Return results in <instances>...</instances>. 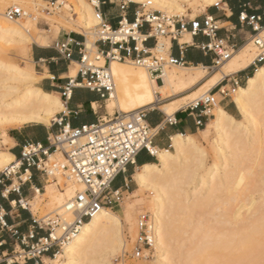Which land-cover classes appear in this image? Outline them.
<instances>
[{
    "label": "bare ground",
    "instance_id": "obj_1",
    "mask_svg": "<svg viewBox=\"0 0 264 264\" xmlns=\"http://www.w3.org/2000/svg\"><path fill=\"white\" fill-rule=\"evenodd\" d=\"M11 1L14 7L25 9V18L28 19L9 20L0 5V44H19L28 51L33 43L43 44L29 33L28 24L36 21L42 13L45 14L47 1ZM56 2L57 0L52 6ZM68 2L77 17L76 32L87 38L85 45L89 53H96V41L90 36L94 35L93 31L99 24L94 9V5L99 2ZM133 2H150L154 10L157 9L168 17H182L187 12L186 7L197 9L202 0ZM57 9L62 11L61 15L66 12L59 6ZM181 39L180 44L192 43L189 33H185ZM170 46L171 42L170 45L162 41L158 43V49L168 50ZM252 47V41H249L239 48L208 79H205L204 67H179L180 72L166 67L162 74L153 77L144 68L128 66L130 62L112 61L108 70L114 78L115 90L107 100L108 114L113 116L118 111L122 115H128L158 109L166 115L165 110L172 109L175 116L179 111L200 101L226 77L252 66L256 60ZM98 62L100 67L106 65L102 56ZM262 72L264 65L258 67L245 87L240 86L234 93V101L242 120L236 119L218 103L211 111L214 117L208 124V131L214 133L211 164H207L210 152L202 148L194 136L176 135L173 137V152L153 147L157 152L155 156L158 163L137 168L134 180L138 187L141 191H152L154 194L150 204L158 241L153 264H230L246 258V254L238 250L241 240H259L261 231L264 230V202H256L254 193H248L249 178L253 176V172L247 173L252 168L247 171L241 169V162L255 160L258 169L255 168L264 170V132L260 131L264 123ZM77 76L78 71L75 76L69 74L71 79ZM40 80L41 77L26 71L0 53V125L23 126L37 123L51 126L56 116L66 111L65 104L58 96L36 86ZM96 107L95 105L94 108ZM218 108L237 123L231 125L224 116L218 114ZM104 120L110 122L107 117ZM57 157L58 154L49 155L50 161ZM13 165L19 166L14 155L0 151V170H11ZM255 172L257 171H254V176H258ZM62 182L63 178L59 177L57 183ZM68 183L62 191L56 192L51 188L45 195L49 198V205L56 211L60 212L76 192L82 190L80 185L70 181ZM138 209L139 212L143 211L139 207ZM133 212L134 207L128 204L124 210V223L111 209H103L85 223L78 237L58 253L50 264H108V256L122 252L127 244L126 225L133 227L135 234L137 233Z\"/></svg>",
    "mask_w": 264,
    "mask_h": 264
},
{
    "label": "built area",
    "instance_id": "obj_2",
    "mask_svg": "<svg viewBox=\"0 0 264 264\" xmlns=\"http://www.w3.org/2000/svg\"><path fill=\"white\" fill-rule=\"evenodd\" d=\"M55 1L50 0L49 3L53 5ZM18 9L19 11L16 7L9 8L6 12L7 18L14 21L27 17L23 9ZM94 9L99 21L95 42L97 52L94 54V59L86 48V38H84V43L68 39L64 43L55 45L59 55L66 60L72 58V45L80 48L78 76L74 79L69 78L62 90V98L66 101L72 98L77 88L98 93L102 99L107 101L115 90L114 78L108 70L112 61L130 62L146 69L153 77L162 74L166 67H190L184 58L189 44H180L179 38L185 33L194 34L191 35L192 37L205 36L204 30L207 27L206 24L200 23L202 16L193 19L168 17L154 10L150 2L139 4L136 7L134 15L139 18L138 20L134 19L131 22L128 19V12L125 17L127 24L118 22L116 27L107 21L101 11L100 3L94 5ZM141 12L143 15H140ZM254 17L256 21L264 19V15H254ZM122 28L123 32H121ZM221 30L223 28L215 29L214 34L208 37L207 44L210 47H206V43L196 45L205 55H214L213 67L210 68L212 70L230 59L238 49L230 44L229 38L220 37ZM252 31L250 39L258 51L253 64L256 71L259 66L264 65V41L261 40L257 29L254 28ZM121 36L122 39L117 38ZM168 38L171 42L170 48L168 50L158 49L159 40ZM151 40H153V46L149 47L147 44ZM175 42L181 58H176L171 54L172 44ZM65 48L69 50L71 56L65 53ZM101 56L106 61L103 67L95 64ZM85 57H87L86 60ZM240 86L242 85L239 79L232 74L196 104L189 106L187 109L190 110V115L194 118L196 125L203 128L213 117L211 111L217 103H220L216 99L217 96L223 99H233L234 93ZM69 92H71L70 96L67 94ZM214 100L216 103H213ZM197 111L198 113L195 114ZM65 117L66 112L64 111L61 118L56 117L53 121V126L56 125L60 129L48 138V147L45 148L48 158L37 157L34 167L39 168V162L43 160L45 165L53 170L52 174L55 177L65 176L68 181L80 185L82 190L76 192L60 212L48 214L43 218H36L31 208L23 210L31 216V224L27 233L21 232L18 227L9 226L5 218L6 214L0 210V231L8 232L16 243L11 254H0V264H19L20 262L22 264H29V262L44 264V258H55L72 240L78 237L85 223L92 220L103 209H112L120 204L124 200V190H129V184L124 179L123 187L109 186L106 193L107 198L99 196L94 199L96 188L102 185L110 166L115 168L123 164L122 157L129 154L131 144L144 139L146 129H144L143 120L147 117V111L133 112L128 115L118 113L110 119V122H106L103 118L95 125L80 128L71 127L65 122ZM25 148L26 145L22 148L20 158L17 159L19 164V166L16 165L17 169L25 164L31 166V161L27 158L30 154L26 155ZM50 154H58L59 157L51 162ZM148 154L153 157L151 153ZM120 171L121 173L127 171L126 166L121 167ZM9 174L10 169L8 168L0 172V184L9 179ZM15 175V172H11L13 179ZM57 181L56 178L55 182ZM81 195L84 197L85 205H92L86 212L81 211L79 199ZM137 222L139 233L134 248V257L146 259L155 251L158 241L156 223L150 212L141 213ZM53 234L56 236L55 240L52 239ZM0 248H2V242H0Z\"/></svg>",
    "mask_w": 264,
    "mask_h": 264
},
{
    "label": "crops",
    "instance_id": "obj_3",
    "mask_svg": "<svg viewBox=\"0 0 264 264\" xmlns=\"http://www.w3.org/2000/svg\"><path fill=\"white\" fill-rule=\"evenodd\" d=\"M50 1V0H45ZM101 4V11L104 14L107 21L114 27L118 25V20L113 16L111 20H109V5L113 3V0H97ZM59 0H57L56 4H58ZM233 7L236 11H242L245 8L247 9L248 13H251L255 16H263L264 14V0H234ZM136 8L132 11H129L128 19L133 22V16ZM202 16V15H201ZM233 25L236 23V17L234 16L232 19ZM37 24H34V35L35 38L41 40L43 44L33 43L32 48L30 50V57L34 63L35 68L39 67V73L43 75L44 77L41 80L40 86L41 89L44 92L51 93V94H57L61 96V100L65 101L66 106V117L65 122L68 123L73 128H80L83 126H90L97 124L101 119L107 117L108 111L107 108L103 109V106L106 102V100L102 99L100 94L91 92L84 88H77L74 90L72 98L68 101L64 100L62 98V90L64 86L67 83H64L63 81H67L69 79V74L71 72V66L76 63H79L81 59L80 55V48L76 45H72V58L71 60H66L62 58L59 53L57 52L55 45L57 43H64L68 39H72L76 42L84 43V38H86L84 35L79 34H72L68 33L66 31H61L59 35L56 38H41L38 33L36 32ZM230 30L227 28H223V30L220 31L219 35L223 38H229L230 44L236 46L239 48V46H244L249 42V39L251 38L253 31L246 32V34H242V30L239 28H235V30H232L229 34ZM184 36V35H183ZM182 36V37H183ZM181 37V38H182ZM204 36L199 35L192 37V43H188L189 45L186 48L184 58L185 61L190 64V67H204L205 69H210L213 67L214 63V55L213 54H207L205 55L202 53L196 45L208 43L209 39L207 38V41L203 38ZM179 38V40L181 39ZM185 39V38H183ZM182 40V39H181ZM187 41V39H186ZM185 41V42H186ZM87 42V38H86ZM149 47L153 46V40L149 41L147 44ZM100 48V45H98ZM171 54L176 58H181L179 49L177 46V43L172 44V50ZM76 57H79V59H76ZM62 61H67V64L61 63ZM52 65H56L58 67V70L60 68L67 67L69 70V74H66L64 71H59V75L55 76L53 78L52 75ZM258 69V68H257ZM256 69V70H257ZM254 66H250L248 69L240 71L238 73H235L236 77L239 79L242 86H246L248 80L254 75L255 73ZM229 77V76H228ZM226 99H221L219 105L227 110L228 113L233 115L234 117L237 115L238 108L235 104V107L229 106L228 103L225 102ZM234 101V100H233ZM235 103V101H234ZM93 105H96L97 107H92ZM63 113V112H62ZM62 113H59L56 117L61 118ZM189 109H184L179 111L174 116V123L176 124L175 131L170 133L167 137L166 142L164 140H161L158 145H154V147H158L161 150H172L173 149V137L176 135H191L194 136L197 131H200L201 128H199L194 118L190 115ZM198 111L195 113L197 114ZM157 114V115H165L163 112H156L155 110L147 111V116ZM55 129V131H53ZM59 127L54 125L53 123L51 126H46L42 129H34L33 126H27L24 129L17 130L14 134H11L10 137L13 139L15 145L11 148L10 152L14 155V157L17 159L21 156L22 148L25 146L22 143V140L27 139L28 141H32L33 139H44L45 134L47 136L46 142L48 144V138L51 134L57 133L59 131ZM158 159L156 156H150L147 152L145 154L140 155V162L139 164L133 169L137 170V168L147 165V164H157ZM132 170V172H133ZM132 172L130 173V177L134 179V175H132ZM126 182L129 184L131 180L128 177L124 178ZM123 187V184L120 185ZM119 187V186H117ZM0 210H2L6 214V221L9 226L18 227L21 232L27 233L29 231V227L31 224V216L27 211H18L15 216L12 215V213L9 211V209L4 208L2 205H0ZM0 242H2V248H0V254L3 253L4 255L11 254L13 249L15 248V241L11 237V235L8 232H1L0 231ZM52 259V258H51ZM49 258H44V261L51 260ZM19 264H22L20 262ZM29 264H33V262H29Z\"/></svg>",
    "mask_w": 264,
    "mask_h": 264
},
{
    "label": "snow or ice",
    "instance_id": "obj_4",
    "mask_svg": "<svg viewBox=\"0 0 264 264\" xmlns=\"http://www.w3.org/2000/svg\"><path fill=\"white\" fill-rule=\"evenodd\" d=\"M233 4L234 0H202V3L198 5V10L202 13L200 23L207 25L204 30L205 36L203 37L205 41H207L209 36L214 34L215 29L220 28H227L230 32L235 30V28H239L242 30V34L251 32L255 28L259 32L261 40L264 41V19L256 21L254 15L248 13L246 8L242 11H236ZM108 7L111 10L109 13V20L114 16L121 24H127L125 17L129 11L135 9L136 5L133 0H113V3ZM17 11H19L18 8ZM122 13L124 15H121ZM140 15H143V12H141ZM234 16L236 17L235 25L232 23ZM133 19L138 20L139 18L134 15ZM193 23L195 24V21H193ZM105 31H107L106 28ZM123 31L124 29L122 28L121 32ZM145 31L147 30L145 29ZM117 38L122 39V36ZM205 46L210 47L207 43ZM64 51L71 56L67 48H65ZM76 59H79V57H76ZM86 59L87 57H85V60ZM61 63L67 64V61H62ZM78 70L79 65H72L70 74L75 76ZM59 71H64L66 74H69L67 67L58 70L56 65H52L53 78L59 75ZM260 75L261 78H264V72ZM63 82L67 83L66 80ZM212 83H215V81H212ZM67 94L70 96L71 92ZM221 95L223 96V93ZM213 103H216V101L214 100ZM92 107H95V105ZM165 111L167 113L166 115L153 114L144 118L143 124L144 129H146L144 139L137 140L131 144L129 154L122 157L124 161L123 164L115 168L110 166L109 171L104 176L102 185L96 188L94 199L99 196H105V198H107L106 193L109 186L114 187L117 182L122 184L125 177L131 179L130 173L139 164L141 154L147 152L151 153L153 156L157 155L153 145H158L161 140L166 142L168 135L174 132L176 128V124L173 123V110L166 109ZM217 111L218 114L224 116L231 125L237 123L235 119L227 116V113L222 112L219 108ZM53 131H55V129H53ZM61 131H63V129H61ZM148 133H150V135ZM46 139L47 136L45 134L44 139H33L32 141H28L27 139L22 140V143L26 145L24 149L26 155L30 154L27 158L31 161V166L25 164L17 169V167L13 165L10 170L9 179L0 184V205L9 209L13 216H15L18 211L29 208L35 213L38 205L41 203V197L47 195V191L52 188L56 180L55 175L52 174L53 170L47 167L43 160H40L39 168L34 167L37 157L43 156L45 159L48 158L45 153V148L48 147ZM180 139H183V137H180ZM5 143H7V141ZM125 166L127 171L121 173V167ZM11 172L16 173L14 179L11 177ZM137 178H139V174H137ZM79 199L81 201V211L86 212L88 207L92 205H85L82 195ZM77 232H79V229H77ZM52 239H56L55 234H53ZM238 250L243 251L246 254V258L232 261L230 264H264V230L261 231L258 241L254 239L241 240ZM44 264H50V262L45 261ZM108 264H112V261H109Z\"/></svg>",
    "mask_w": 264,
    "mask_h": 264
},
{
    "label": "rangeland",
    "instance_id": "obj_5",
    "mask_svg": "<svg viewBox=\"0 0 264 264\" xmlns=\"http://www.w3.org/2000/svg\"><path fill=\"white\" fill-rule=\"evenodd\" d=\"M48 2H47V10L45 11V14L42 13L41 15L38 16L36 21H30L29 22V24H28L29 33L35 37V35H34V33H35L34 32V24H36L38 22L37 27H36V32L38 33V31H39V33H40L39 36L41 38H56L61 31H66V32L72 33V34H74V33L79 34L78 32H76L77 30H75V22L77 21V17L74 15L73 7L69 4L68 0H59L58 4H55L54 6H52ZM134 4L136 5V7L139 5L137 3H134ZM0 5L3 8V12L5 15H6V12L9 8L14 7L13 2L11 0L10 1L9 0H7V1L6 0H0ZM58 6L63 8L66 11L64 15L60 14L62 11H60V10L58 11V9H57ZM186 9H187L186 14L182 16L184 18L193 19V18H196L197 16L202 15V13L199 12L198 8L192 9L190 7L189 8L186 7ZM62 16H64V17H62ZM175 17H177V16H175ZM65 18L74 22V23L72 24V23L67 22V20ZM26 19H28V18H22L20 20L26 21ZM69 28H71V29H69ZM93 33H94V35L90 36V38H92L96 41L97 40V36H96L97 28L93 31ZM161 41L166 42L170 45L169 39L159 40V42H161ZM249 41H251V39H249ZM32 45H34V44H32ZM32 45H30V49H31ZM252 46H253L252 48H253V52H254V58H256L258 51L254 47L253 43H252ZM241 47L239 46V48H241ZM94 51H96V50H94ZM0 53H2V55L6 59L11 60L13 63L19 65L20 67H22L26 71H29L30 73H33V74L37 75L38 77H41V80H42L43 75H41L39 73V67H37V69L35 68L34 63L30 57V51L25 49L23 46H21L19 44H11L8 46L0 44ZM91 54H92V59H94L95 53H91ZM95 64L99 66L100 62L97 61V62H95ZM126 64H128V63H126ZM128 66H132L133 68L140 69V67H137L132 63L128 64ZM192 67H194V66H192ZM167 68L174 69L177 72L181 71V69H180L181 67L180 68L179 67H167ZM189 68H191V67H189ZM215 72H216V69H214V70L204 69L205 79H208L209 77H211ZM41 80H40V83H41ZM40 83L36 84V86L38 88H41ZM242 87H245V86H242ZM55 95L61 99L60 95H57V94H55ZM234 96H235V94L233 95V99H226L225 100V102L228 103L229 106L235 107V103L233 101ZM216 99L218 102H220V100L222 98L217 96ZM62 102L65 104V101H62ZM107 105H108V102L106 101L104 106H103V109H105L107 107ZM184 109H186V108H184ZM147 111H149V110H147ZM155 111L158 112L160 110L156 109ZM117 114H118V111H115L113 116L107 115V118L108 119L114 118ZM235 118L238 120H242V115L240 114L239 111H237V115L235 116ZM212 119H214V117L211 118L207 122L206 126L201 128L200 131H197L196 134H194V138L198 141L199 145L202 148H204L210 152V156L208 155V157H207L208 158L207 164H211L212 163L211 161L213 159V155H212L213 152L211 151V144H212V141L214 138V133L208 131V124L212 121ZM27 126H33L34 129L45 128V125L37 124V123H30V124L23 125V126L0 125V151L10 152L11 148L14 147V145H15V143H14L13 139L10 137V135L14 134L17 130H21V129L26 128ZM260 131L264 132V123L262 124ZM6 141H7V143H5ZM171 151L173 152V149ZM55 159L56 158H54V160ZM54 160L52 159L51 162H54ZM244 160L245 159H241V161H244ZM253 162H255V163L250 164ZM253 162L250 161L248 163L247 160L245 161L246 164L241 162V164L243 166L241 169H246L245 171H247L249 168H252L251 171H247V173L253 172L252 173L253 176L249 178V185H248L247 189H248V193H254V199H256V202L260 203L261 201L264 202V170L260 169V168H259V170H257L258 168L256 166H258V164L256 163L255 160ZM241 164H239V168H240ZM248 165H249V167H248ZM244 166H246L248 168H246V167L244 168ZM2 170H0V172ZM253 170L257 171V173L256 172L255 173L258 174V176L257 175L254 176L255 174H254ZM136 172H137L136 169L133 170L132 175H134ZM59 177L63 178L62 184L61 183L58 184L57 183L58 181H57V182H54V184L52 186V188L56 192L62 191L69 184L66 177L58 175L56 177L57 180L59 179ZM130 180H131V182L129 183V190L128 191L124 190V200L120 204L115 205L111 209V211H113L115 214H117L119 217H121L123 219V222L125 223L124 210L127 209L128 204L132 205L134 207L133 217L135 220V224H136L135 229H136L137 233L135 234L134 230L132 229L133 227L126 225V233H125V240L127 243L126 246L124 247L122 252L120 251L118 253H114L112 255H109L108 258H110L109 260L112 261V264H153L154 263L153 262L154 257H156V254H157L156 251L152 252L150 254L149 258L137 259L134 257V248H135L136 239H137V236L139 233L138 222H137L138 216L143 212H150V213L153 212V208L151 207L150 201H151V198L154 197V194L152 191H141L140 188L138 187L136 181L133 178H131ZM120 185H122V184L117 182V184L114 187H117ZM48 199L49 198H47V196L41 197V203L38 205L36 212L33 213V215L36 218H42L48 214L59 212V211H56L55 208H53L49 205ZM138 207L143 209V211L140 210V212H139ZM215 212L218 214V211L215 210ZM52 259H54V258H52ZM51 260H49V262Z\"/></svg>",
    "mask_w": 264,
    "mask_h": 264
}]
</instances>
